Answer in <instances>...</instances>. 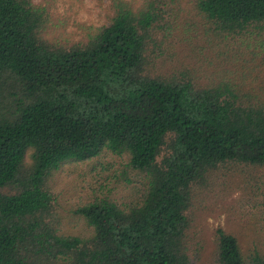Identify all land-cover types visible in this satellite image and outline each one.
I'll return each mask as SVG.
<instances>
[{
  "label": "trees",
  "instance_id": "1",
  "mask_svg": "<svg viewBox=\"0 0 264 264\" xmlns=\"http://www.w3.org/2000/svg\"><path fill=\"white\" fill-rule=\"evenodd\" d=\"M110 1L66 46L41 0H0V264H192L195 193L223 167L264 168V0ZM198 38L216 54L202 74L166 58ZM109 154L123 194L91 190L72 212L85 230L64 231L54 178ZM215 243L212 264H264L222 228Z\"/></svg>",
  "mask_w": 264,
  "mask_h": 264
},
{
  "label": "rangeland",
  "instance_id": "2",
  "mask_svg": "<svg viewBox=\"0 0 264 264\" xmlns=\"http://www.w3.org/2000/svg\"><path fill=\"white\" fill-rule=\"evenodd\" d=\"M41 1L49 15L45 37L66 46L86 42L89 35L108 24L113 15L110 0ZM187 17L181 16L182 20ZM195 41L192 47L175 43L173 51H167L166 58L180 71L189 69L193 75H199L204 55L211 60V57L216 59V54L206 50L203 40ZM210 69L205 75H215L217 69L223 72L224 68L213 66ZM123 170V160L109 154L91 162L73 163L56 175L52 187L59 197L64 231L85 230L72 212L89 201L91 190L104 189L105 185L107 189L103 191L123 194L126 185ZM190 213L193 216L190 230L192 264H212L218 228L236 235L244 250L259 248L264 251V168L243 165L221 168L195 193Z\"/></svg>",
  "mask_w": 264,
  "mask_h": 264
}]
</instances>
